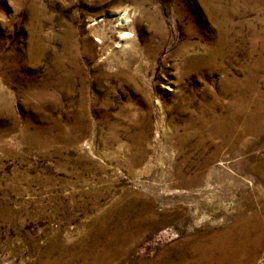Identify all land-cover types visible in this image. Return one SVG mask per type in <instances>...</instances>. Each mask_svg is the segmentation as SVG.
<instances>
[{
  "label": "rangeland",
  "instance_id": "rangeland-1",
  "mask_svg": "<svg viewBox=\"0 0 264 264\" xmlns=\"http://www.w3.org/2000/svg\"><path fill=\"white\" fill-rule=\"evenodd\" d=\"M207 1L211 15L201 0H0V264L91 262L105 247L95 239L94 220L104 226L116 206L143 200L157 215L154 221L164 218V224L116 264H174L181 242L225 230L239 214L254 216L262 227V245L244 264H264L263 191L255 184L258 199L240 213L237 182L246 174L233 175L241 159H264V140L246 137L253 147L239 153L241 142L229 154L230 144L212 138L208 152L217 159L206 172L208 183L181 199L187 189L174 188L176 167L182 175L194 169L176 150L173 126L180 133L181 122L198 105L213 109L216 97L229 108L243 86L231 88L227 81L243 82L264 40V0ZM123 13L130 25L127 52L115 48L110 25ZM221 31L227 44L214 62L195 66L181 55L212 54L221 46ZM99 37H105L103 45ZM69 41L77 46L79 71L65 96L54 62ZM86 42L90 55L80 53ZM123 69L147 93L148 106L123 81ZM46 83L57 90L54 109L35 99ZM79 93L86 102L82 113L74 111ZM105 102L107 110H95ZM135 143L133 153L143 154L137 164L129 157ZM180 202L186 204L182 222L162 217Z\"/></svg>",
  "mask_w": 264,
  "mask_h": 264
},
{
  "label": "bare ground",
  "instance_id": "bare-ground-1",
  "mask_svg": "<svg viewBox=\"0 0 264 264\" xmlns=\"http://www.w3.org/2000/svg\"><path fill=\"white\" fill-rule=\"evenodd\" d=\"M201 5L209 15L212 14L213 11L209 10L208 7L210 5L207 0H201ZM215 10L217 9L214 8ZM218 11H220L219 8ZM224 14L225 20H229L230 11H224ZM110 25L113 33L116 34L115 48L119 49V51L127 52L130 46H126L127 39L129 38L128 30L130 29V25L127 23L124 13L122 15L118 14L115 20L110 22ZM98 39L97 41L102 45L105 43V37H99ZM217 40L221 46L219 45V49L214 50L212 54H207V58L205 56L203 58H196L194 54L187 55L186 52L181 53V55L185 54L184 56L191 59L195 66L204 65L206 62H214L215 59L220 58L221 54H223L222 45L227 44L223 31L217 32ZM69 42L65 43L61 49V53L54 62L56 70L60 72L59 90L65 96L72 94L74 83L76 82L73 76L79 71L76 63L78 56L77 46L73 41ZM253 42L254 40L251 41V43ZM85 45L81 48L80 53L90 55L91 50L87 47L89 46L88 43L86 42ZM251 49V52L256 50L255 47ZM107 51L108 48H105L103 54ZM251 61L252 63L246 68L242 83L234 77L227 81L231 83V88L233 86H243L232 98L229 108L222 107L219 104L220 99L216 97L210 102L212 106H215L213 109L211 106H206L205 104L198 105L196 111L188 115L181 122L182 129L180 133H178L179 127L177 125L173 126L172 138L175 139L176 150L181 154L183 161L186 163L185 166L191 165L194 169L192 174L182 175L181 170H177L176 167L174 173V188L179 192L187 189L184 193H179L178 198L181 199L185 194L189 195L193 189L200 187L202 182L204 184L208 183L207 179L210 173L206 174V172L209 170L212 162L217 159L215 153L209 155V140L216 138L220 140L222 145L230 144L229 154L236 152L237 150L234 146H237L241 142V148L238 150L239 153L250 150L253 147V142L246 141L244 139L246 137L252 140L255 138L257 140H264V92H260L257 89L259 73L261 71L264 72V40L261 45L260 54L257 58L251 59ZM67 65L71 66L72 70L68 69ZM224 72L228 74L226 71ZM262 74V79L264 80V73ZM122 76L125 83L131 85L135 91L141 92L142 96L140 101L145 106H148L149 100L147 93L139 87L136 78L132 77L126 70L123 71ZM224 85L229 89L230 86L228 84ZM225 87L221 89L222 95L226 94ZM169 90L174 92L175 88L173 87ZM56 96L57 90L55 91L53 89V84L46 83L45 90L36 93L35 99L43 105L48 103L47 107L54 109L57 104L55 102ZM78 96V102L74 106V111L82 113L85 111V97L81 93ZM132 104L130 102L128 106L132 107ZM108 107L109 104L105 102L97 106L95 110L105 111ZM217 110H219L218 113H216ZM180 113H183L181 109ZM76 122H80V118H77ZM138 148L139 145H136V143L131 144L129 147L130 160L135 164L139 163L143 156L141 151H139V156L133 153ZM245 159H241L238 162V171L234 174L230 172L236 177L238 174H246L244 179L240 177L241 182H237L241 187L240 193L243 198L237 204L240 213L242 206L250 208L258 199L255 198L256 196L254 197L255 184H258L263 191L260 200L264 206V159ZM244 181H249L248 184H250V187L245 188ZM185 205L183 202L177 203L170 212L164 210L161 213L162 217L171 214L174 216L175 221L178 223L182 222ZM155 217L157 215L151 209L150 203L143 200L139 203L135 201L129 202L128 204H124L120 209L116 206L113 216H108V218L102 221V223H105L104 226L99 227V220L96 218L94 225L98 231H96L95 235L97 236L95 239L101 242L104 241L103 244H105V247L95 253L91 262H86V258H81L82 264L118 263L120 259L130 254L134 247L146 235L151 234L162 225L165 219L162 218L163 220L158 223L154 221ZM261 245L262 227L259 225V222L256 221L254 216L249 217L239 214V216L233 218L232 225L225 230L214 232L209 237L197 241L181 242L178 245V255L176 256V262L174 264H244L247 259H250L254 255V252L259 250ZM65 264H72V262Z\"/></svg>",
  "mask_w": 264,
  "mask_h": 264
}]
</instances>
